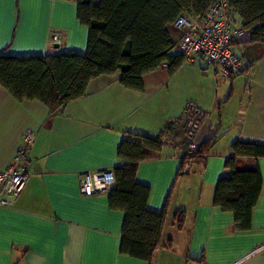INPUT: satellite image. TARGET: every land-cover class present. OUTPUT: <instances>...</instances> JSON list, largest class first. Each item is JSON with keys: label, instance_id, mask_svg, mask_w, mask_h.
<instances>
[{"label": "crops", "instance_id": "1", "mask_svg": "<svg viewBox=\"0 0 264 264\" xmlns=\"http://www.w3.org/2000/svg\"><path fill=\"white\" fill-rule=\"evenodd\" d=\"M169 33L177 54L180 32L170 27ZM86 39L72 0H0V54H83ZM234 47L248 66L232 78L201 60L184 61L172 74L166 65L145 73L141 90L121 85L119 72L102 74L56 113L38 100L18 101L0 86V168L23 132L35 133L29 180L11 205L0 206V264H264V158L248 159L262 178L249 229H239L231 212L212 204L217 180L228 174L230 144L264 143V44ZM187 103L206 113L197 142L213 135L215 144L185 175L178 173L177 140L138 164L135 180L150 188L147 207L160 211L168 199L166 217L149 261L123 255V212L108 206L107 192L82 195L80 175L112 170L123 162L116 154L121 139L130 133L155 137Z\"/></svg>", "mask_w": 264, "mask_h": 264}, {"label": "trees", "instance_id": "2", "mask_svg": "<svg viewBox=\"0 0 264 264\" xmlns=\"http://www.w3.org/2000/svg\"><path fill=\"white\" fill-rule=\"evenodd\" d=\"M76 18L87 28L86 49L44 55L0 54V86L18 101L38 100L50 113L87 92L89 81L119 72L118 82L132 90L142 89V76L162 65L170 74L184 62L172 54L175 42L169 29L182 13L202 16L216 0H72ZM244 35L231 43L264 44V0H228ZM240 53V52H239ZM241 55V54H240ZM248 66V65H247ZM244 68L243 72L246 70ZM242 72V73H243ZM189 103H187L188 105ZM194 104V103H192ZM186 108V106H185ZM183 113L167 121L155 137L130 133L119 142L116 154L123 160L113 167L115 181L106 191L111 209L123 212L119 252L149 261L160 243L168 199L160 211L147 207L150 188L135 180L141 161L153 158L163 144L178 141L184 161L203 162L215 144L212 135L189 153ZM264 158V143L235 139L224 162L228 174L214 187L212 204L233 214L241 230L251 226V211L261 190L256 161ZM180 174V173H179ZM180 226L181 213L176 214Z\"/></svg>", "mask_w": 264, "mask_h": 264}, {"label": "built area", "instance_id": "3", "mask_svg": "<svg viewBox=\"0 0 264 264\" xmlns=\"http://www.w3.org/2000/svg\"><path fill=\"white\" fill-rule=\"evenodd\" d=\"M172 27L180 32L175 49L183 56L184 61L201 60L205 65L217 67L220 76L226 79L241 74L247 66L231 43L243 36L244 30L237 23L228 0H216L202 16L182 13L172 23ZM53 39L57 40V36L54 35ZM205 114L195 104L186 105L184 136L189 153L197 148L196 133ZM34 138V131L26 129L11 160L0 168V206L11 205L29 180L31 162L28 153ZM191 164L188 160L184 161L179 173H189ZM114 181V174L110 169L85 171L79 178V190L84 196L106 192ZM261 248L264 246L259 249Z\"/></svg>", "mask_w": 264, "mask_h": 264}, {"label": "rangeland", "instance_id": "4", "mask_svg": "<svg viewBox=\"0 0 264 264\" xmlns=\"http://www.w3.org/2000/svg\"><path fill=\"white\" fill-rule=\"evenodd\" d=\"M239 20V18H237ZM181 175H185V174H181Z\"/></svg>", "mask_w": 264, "mask_h": 264}, {"label": "water", "instance_id": "5", "mask_svg": "<svg viewBox=\"0 0 264 264\" xmlns=\"http://www.w3.org/2000/svg\"><path fill=\"white\" fill-rule=\"evenodd\" d=\"M55 46H57V45H55Z\"/></svg>", "mask_w": 264, "mask_h": 264}]
</instances>
